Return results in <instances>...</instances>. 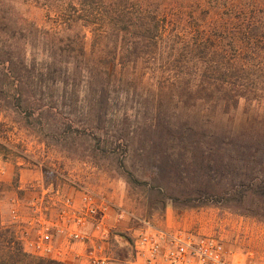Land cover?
<instances>
[{"label": "rangeland", "instance_id": "374dc122", "mask_svg": "<svg viewBox=\"0 0 264 264\" xmlns=\"http://www.w3.org/2000/svg\"><path fill=\"white\" fill-rule=\"evenodd\" d=\"M90 1L94 3H89L90 12H95L91 28L103 38L104 46L84 27L87 6L77 0H0V26L19 24L25 28V20L60 32L67 43L65 55H77L82 46L103 67H115L118 74L145 82L154 79L156 89L176 91L181 101L179 112L192 120L212 121L222 134L234 125L238 134L264 138V0H109L111 5ZM254 27L260 29L258 34ZM25 31L31 34L30 40L44 41L42 35ZM209 75L220 81L216 85L220 95L210 102L209 95L198 90L200 77ZM186 78L190 82L184 87L181 83ZM4 130L7 134H0V143L16 148L7 160L0 156V232L10 227L12 200L22 198L29 183L41 178L55 181V176L61 175L94 190L123 214L120 227L112 232L114 264H129L127 229L144 226L214 235L235 259L242 261L252 254L264 260V219H256L248 211L245 215L233 213L221 204L215 207L212 201L196 200L180 189L173 192L172 202L161 212L157 201L143 200L141 187L132 191L124 178L106 172L114 169L111 163L102 166L93 160L100 167L81 153L48 151L12 124ZM167 219L184 222L186 227H167ZM3 244L0 264L8 256ZM21 250L24 262L20 264L49 261Z\"/></svg>", "mask_w": 264, "mask_h": 264}, {"label": "trees", "instance_id": "16d2710c", "mask_svg": "<svg viewBox=\"0 0 264 264\" xmlns=\"http://www.w3.org/2000/svg\"><path fill=\"white\" fill-rule=\"evenodd\" d=\"M77 1L87 6L84 27L104 46L91 28L94 3ZM22 21L25 28L0 26V134H7L4 129L12 124L48 151L81 153L102 166L111 163L114 169L106 172L124 178L132 191L141 187L144 195L138 196L157 201L161 212L180 189L196 200L212 201L215 207L221 204L233 213L248 211L264 219V138L238 134L234 125L222 134L212 121L196 122L179 112L176 91L156 89L154 79L145 82L118 74L115 67H103L82 46L77 55H65L67 43L60 32ZM25 30L42 35L44 41L30 40ZM182 82L187 85L190 79ZM218 82L211 75L200 77L198 90L209 95L208 102L220 95ZM15 148L0 143V156L7 160ZM1 189L0 183V194ZM0 243L7 249L4 264L24 262L8 230L0 232Z\"/></svg>", "mask_w": 264, "mask_h": 264}, {"label": "built area", "instance_id": "2783aa9c", "mask_svg": "<svg viewBox=\"0 0 264 264\" xmlns=\"http://www.w3.org/2000/svg\"><path fill=\"white\" fill-rule=\"evenodd\" d=\"M122 218L105 197L56 175L55 181L29 183L23 197L12 200L6 230L36 258L60 264H114L112 232ZM127 232L129 264H264L252 254L239 261L222 239L194 230L144 226Z\"/></svg>", "mask_w": 264, "mask_h": 264}, {"label": "crops", "instance_id": "0c3cea01", "mask_svg": "<svg viewBox=\"0 0 264 264\" xmlns=\"http://www.w3.org/2000/svg\"><path fill=\"white\" fill-rule=\"evenodd\" d=\"M166 225H167V227H172L174 229H176V228H183L184 229V227H186V224H184V222L183 223H177L175 220L173 221V219H167ZM188 226H190V225H188Z\"/></svg>", "mask_w": 264, "mask_h": 264}, {"label": "water", "instance_id": "95a60500", "mask_svg": "<svg viewBox=\"0 0 264 264\" xmlns=\"http://www.w3.org/2000/svg\"><path fill=\"white\" fill-rule=\"evenodd\" d=\"M126 240V239H125Z\"/></svg>", "mask_w": 264, "mask_h": 264}]
</instances>
